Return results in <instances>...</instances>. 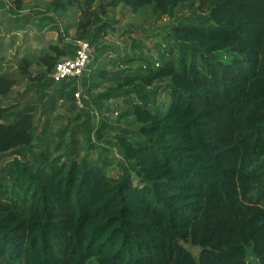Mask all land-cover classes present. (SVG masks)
Instances as JSON below:
<instances>
[{"label": "trees", "instance_id": "16d2710c", "mask_svg": "<svg viewBox=\"0 0 264 264\" xmlns=\"http://www.w3.org/2000/svg\"><path fill=\"white\" fill-rule=\"evenodd\" d=\"M11 1L21 10L30 0ZM44 1L62 13L81 7L74 41L61 38L65 48L39 58L53 73L89 38L97 0ZM187 1L107 6L166 17ZM199 1L209 16L173 28L168 58L153 54L142 72L116 75L120 90L139 91L132 115L141 138L118 139V176L107 157L5 160L32 146L35 117L28 110L8 123L16 108L0 107V264H264V0ZM177 45L201 62L175 58ZM225 52L232 61L219 60ZM32 65L25 59L22 72ZM165 81L169 102L153 109L157 94L147 90ZM17 84L0 76V96ZM184 243L201 249L199 261Z\"/></svg>", "mask_w": 264, "mask_h": 264}, {"label": "rangeland", "instance_id": "374dc122", "mask_svg": "<svg viewBox=\"0 0 264 264\" xmlns=\"http://www.w3.org/2000/svg\"><path fill=\"white\" fill-rule=\"evenodd\" d=\"M109 1L97 0L93 9L90 36L85 41L92 44L94 54L86 75L64 89L53 83L52 73L47 72L39 58L50 52L51 46L64 47L61 38L74 41L82 18L81 7L62 13L44 0H30L18 10L13 1L0 0V76L18 82L11 94L0 96V107L15 106L6 119L8 123L28 110L35 117L32 146L6 155L5 160L16 157L34 160L43 151L64 160L68 156L79 161L107 157L114 162L108 174L114 177L120 174L118 163L123 156L118 139L123 131L130 132L132 140L141 139L132 115V105L140 98L134 88L120 90L116 75L134 76L142 72L143 61L150 60L153 54L160 60L168 58L165 50L176 44L170 38L173 28L201 22L209 16V11L200 8L199 0H189L169 16L161 17L153 12V7L133 13L124 5L110 8ZM76 46L68 48V57ZM174 57L189 64L201 62V57H195L191 48L181 45H177ZM233 57L225 52L219 55V60L230 62ZM26 58L33 60L29 75L22 72ZM104 73L107 79L100 77ZM169 86L170 82L165 81L147 90L149 94H157V106L153 109H162L169 102ZM183 245L199 261L201 249Z\"/></svg>", "mask_w": 264, "mask_h": 264}, {"label": "built area", "instance_id": "2783aa9c", "mask_svg": "<svg viewBox=\"0 0 264 264\" xmlns=\"http://www.w3.org/2000/svg\"><path fill=\"white\" fill-rule=\"evenodd\" d=\"M94 48L88 41L77 42L75 56L57 63L51 77L55 84L80 80L88 71ZM159 66V64H157ZM78 97V102H80Z\"/></svg>", "mask_w": 264, "mask_h": 264}, {"label": "crops", "instance_id": "0c3cea01", "mask_svg": "<svg viewBox=\"0 0 264 264\" xmlns=\"http://www.w3.org/2000/svg\"><path fill=\"white\" fill-rule=\"evenodd\" d=\"M77 34V28H76V30H75V35ZM66 41H68L69 42V40H66ZM71 42V41H70ZM63 44V43H62ZM63 46L64 47H62V46H60V48H65V45L63 44ZM75 56V53H73V55H72V57H63L60 61H62V60H65V59H71V58H73ZM26 59H30V58H26ZM30 60H32V59H30ZM87 73V72H86ZM86 75V74H85ZM84 75V76H85ZM10 79H13V78H10ZM75 81H78V80H74V81H68V82H65L64 84H62V86L61 87H63L64 89H67L71 84H72V82H75ZM55 84V83H54ZM59 85V84H58ZM60 86V85H59Z\"/></svg>", "mask_w": 264, "mask_h": 264}]
</instances>
